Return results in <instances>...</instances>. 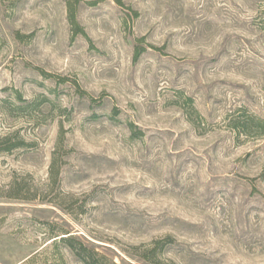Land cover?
<instances>
[{
	"label": "rangeland",
	"instance_id": "obj_1",
	"mask_svg": "<svg viewBox=\"0 0 264 264\" xmlns=\"http://www.w3.org/2000/svg\"><path fill=\"white\" fill-rule=\"evenodd\" d=\"M246 118L264 0H0V264H264Z\"/></svg>",
	"mask_w": 264,
	"mask_h": 264
},
{
	"label": "trees",
	"instance_id": "obj_2",
	"mask_svg": "<svg viewBox=\"0 0 264 264\" xmlns=\"http://www.w3.org/2000/svg\"><path fill=\"white\" fill-rule=\"evenodd\" d=\"M72 18L70 12L69 20L72 21ZM233 128H240L247 132L253 130L258 134H262L264 133V121L255 118H246L242 123H234ZM13 147H16V144L6 147L5 151H9ZM55 173L50 172L52 178L56 176ZM50 234H52V232H50ZM62 235L64 236L60 237V235H55L50 239L52 240L50 244L56 252L63 247L68 251L69 255L80 264H104V260L106 259L95 249L78 240L74 235H71L70 232L63 233ZM111 264H114V262H111Z\"/></svg>",
	"mask_w": 264,
	"mask_h": 264
}]
</instances>
